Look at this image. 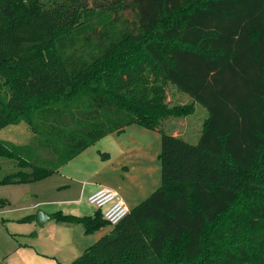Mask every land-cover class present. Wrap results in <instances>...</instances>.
<instances>
[{"label": "trees", "instance_id": "obj_1", "mask_svg": "<svg viewBox=\"0 0 264 264\" xmlns=\"http://www.w3.org/2000/svg\"><path fill=\"white\" fill-rule=\"evenodd\" d=\"M193 103L196 143L163 125ZM22 121L35 138L0 139V185L133 123L162 134L161 186L69 264H264V0H0V130Z\"/></svg>", "mask_w": 264, "mask_h": 264}, {"label": "crops", "instance_id": "obj_2", "mask_svg": "<svg viewBox=\"0 0 264 264\" xmlns=\"http://www.w3.org/2000/svg\"><path fill=\"white\" fill-rule=\"evenodd\" d=\"M3 130L0 139L7 141ZM161 136L159 130L133 123L41 180L0 185V264H69L109 234L114 226L107 222L88 231L82 222L58 220L56 214L105 220L104 209L88 200L101 187L118 191L135 208L162 184ZM34 138L32 131L31 142ZM5 162L0 159L3 173L9 170Z\"/></svg>", "mask_w": 264, "mask_h": 264}, {"label": "rangeland", "instance_id": "obj_3", "mask_svg": "<svg viewBox=\"0 0 264 264\" xmlns=\"http://www.w3.org/2000/svg\"><path fill=\"white\" fill-rule=\"evenodd\" d=\"M161 28V27H160ZM161 31V29L159 30ZM154 33V37L160 33ZM168 101L170 105L186 106L192 103V99L186 93L179 91L174 85L169 84L167 87ZM194 109L187 115L181 117H170L164 125V128L174 135L182 136L192 143H196L201 135L203 125L208 117L207 109L200 103H193ZM3 138L15 144H26L31 142L32 131L28 124L22 121L18 124H11L4 128L2 132ZM162 149V136L160 140V150ZM4 163L10 169L16 161L5 159Z\"/></svg>", "mask_w": 264, "mask_h": 264}, {"label": "built area", "instance_id": "obj_4", "mask_svg": "<svg viewBox=\"0 0 264 264\" xmlns=\"http://www.w3.org/2000/svg\"><path fill=\"white\" fill-rule=\"evenodd\" d=\"M89 202L100 209H104L103 216L108 224L115 226L131 211L118 191L101 187L88 198Z\"/></svg>", "mask_w": 264, "mask_h": 264}, {"label": "water", "instance_id": "obj_5", "mask_svg": "<svg viewBox=\"0 0 264 264\" xmlns=\"http://www.w3.org/2000/svg\"><path fill=\"white\" fill-rule=\"evenodd\" d=\"M43 216H44L43 213L40 212L39 213V221H38L40 225H43V223H44V217Z\"/></svg>", "mask_w": 264, "mask_h": 264}]
</instances>
